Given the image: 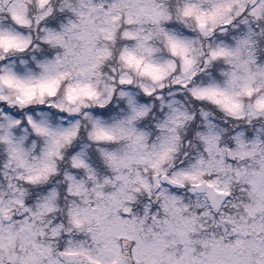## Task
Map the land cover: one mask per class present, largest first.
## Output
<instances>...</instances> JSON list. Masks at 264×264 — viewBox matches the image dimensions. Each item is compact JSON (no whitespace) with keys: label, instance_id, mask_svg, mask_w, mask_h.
I'll return each instance as SVG.
<instances>
[{"label":"snow or ice","instance_id":"obj_1","mask_svg":"<svg viewBox=\"0 0 264 264\" xmlns=\"http://www.w3.org/2000/svg\"><path fill=\"white\" fill-rule=\"evenodd\" d=\"M0 264H264V0H0Z\"/></svg>","mask_w":264,"mask_h":264},{"label":"clouds","instance_id":"obj_2","mask_svg":"<svg viewBox=\"0 0 264 264\" xmlns=\"http://www.w3.org/2000/svg\"><path fill=\"white\" fill-rule=\"evenodd\" d=\"M121 70L127 72L130 78L134 81L133 88L128 89V91L134 90L139 95L143 91L140 85L154 86L157 89V99L160 97H163V99L160 100L159 105H157L156 99L149 101V104L153 108H156L157 111H164L167 105L174 101V108H178L181 112L188 113V116L190 117V120L187 122L188 126H191L192 123H195L197 128H200L204 123L202 116L203 113H208L210 117H215L217 113L221 111L219 106L213 101L195 97L191 95L190 92L176 86V82L182 73V68L179 66L177 69L170 71L169 75L164 79L163 89L160 88L159 82L153 81L149 76L140 75L135 70L117 68V71ZM113 107H120L119 98L114 101ZM155 114L156 113L154 112L153 115L155 116ZM198 116H200L201 119H197ZM185 134H187L186 128Z\"/></svg>","mask_w":264,"mask_h":264}]
</instances>
